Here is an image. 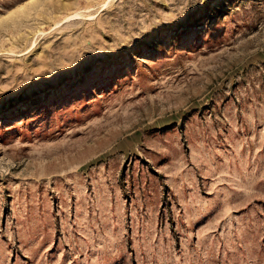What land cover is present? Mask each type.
Returning a JSON list of instances; mask_svg holds the SVG:
<instances>
[{
    "label": "rangeland",
    "instance_id": "rangeland-1",
    "mask_svg": "<svg viewBox=\"0 0 264 264\" xmlns=\"http://www.w3.org/2000/svg\"><path fill=\"white\" fill-rule=\"evenodd\" d=\"M0 264H264V0H0Z\"/></svg>",
    "mask_w": 264,
    "mask_h": 264
}]
</instances>
